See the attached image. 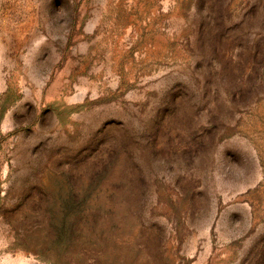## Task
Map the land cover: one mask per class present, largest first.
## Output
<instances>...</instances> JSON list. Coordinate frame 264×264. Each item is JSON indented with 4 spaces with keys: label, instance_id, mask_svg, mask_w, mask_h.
Masks as SVG:
<instances>
[{
    "label": "rangeland",
    "instance_id": "374dc122",
    "mask_svg": "<svg viewBox=\"0 0 264 264\" xmlns=\"http://www.w3.org/2000/svg\"><path fill=\"white\" fill-rule=\"evenodd\" d=\"M0 264H264V0H0Z\"/></svg>",
    "mask_w": 264,
    "mask_h": 264
}]
</instances>
